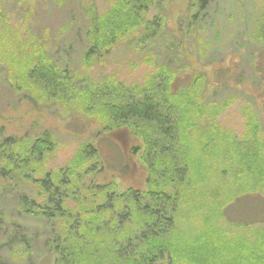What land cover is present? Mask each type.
Instances as JSON below:
<instances>
[{
	"label": "rangeland",
	"instance_id": "374dc122",
	"mask_svg": "<svg viewBox=\"0 0 264 264\" xmlns=\"http://www.w3.org/2000/svg\"><path fill=\"white\" fill-rule=\"evenodd\" d=\"M119 1L0 0V137L32 139L50 133L55 149L47 159V169L38 168L42 169L37 170L39 175L44 170L66 175L72 166L73 172L82 170L85 164L79 160L80 152L92 144L110 163L94 175L96 183L114 182L119 195L128 190L145 192L151 179L143 161L145 139L123 129L111 135L100 133L97 121L105 118L97 108L75 117L71 110L63 112L51 102L43 103L39 93L29 92L30 85L24 83L28 71L23 64L24 57L28 58L25 47L31 43L44 46L75 77L77 88L106 79L126 87H149L165 65L180 80L206 74L209 85L203 100L225 107L219 129L208 125L211 119L191 97L183 101L187 110L179 111L184 117L178 119V141L186 145L181 159L190 171L173 242L184 252L171 264H195L197 259L201 264H254L250 253L243 252V256L234 243L264 244V230L243 222L252 219L264 228V49L250 39L254 28L264 23V0H211L201 13L196 5L199 0H158L147 14L148 20L159 18L166 27H161L158 39L143 44L145 30L140 27L117 45L102 47L100 58L86 60L94 20L117 8ZM196 11L200 15L194 20ZM120 19L116 17V23ZM103 27L106 33L112 31L111 26L109 30ZM3 31L10 33L9 39ZM202 81L199 94L204 90ZM255 121L263 143L255 148L258 160L246 164L248 155L235 156L233 151L238 150L232 144L245 141ZM152 131L147 127L139 133L151 139ZM123 161L130 165L127 175L116 170ZM17 191H22L17 184L0 179L1 213L11 221L16 218ZM238 197L247 198L237 204ZM210 234L215 239L207 238ZM195 239L200 242L195 244Z\"/></svg>",
	"mask_w": 264,
	"mask_h": 264
},
{
	"label": "trees",
	"instance_id": "16d2710c",
	"mask_svg": "<svg viewBox=\"0 0 264 264\" xmlns=\"http://www.w3.org/2000/svg\"><path fill=\"white\" fill-rule=\"evenodd\" d=\"M157 1L121 0L110 13L98 16L88 36L92 45L86 60L100 58L102 47L117 45L140 27L145 30L143 44L158 39L166 27L159 18L147 19L150 8ZM210 2L199 0L196 3L200 13ZM199 15L196 11L192 19ZM119 16L121 19L116 23L115 18ZM260 24L254 28L250 39L261 43L264 49V23ZM103 25L108 30L111 26L112 31L106 33ZM10 30L16 31L11 27ZM3 32L9 39L10 33ZM25 48L28 58L24 57L23 64L28 71L24 83L30 85L29 92L36 91L43 103L51 102L60 111L71 110L75 117L92 113L91 110L97 108L105 118L97 121L102 134L111 135L123 129L131 136L143 137L146 142L143 161L151 179L145 192L128 190L121 195L114 182L96 183L94 175L110 163L92 144L80 152L79 160L85 164L82 170L73 172L72 166L66 175L50 170L39 175L37 170L47 169V159L55 149L50 133L32 139L0 137V179L12 181L22 190L14 197L17 213L13 221L1 213L0 207V264H171L174 257L184 252L182 246L173 242L176 215L190 171V165L181 159L186 154V145L182 147L183 142L178 141L177 123L181 116L184 117L179 111L182 107L187 110L183 101L187 103L191 97L211 119L208 125L219 129L225 107L203 100L209 85L208 76L200 74L203 76L180 80V75H172V68L165 65L149 87H126L106 79L98 83L88 81L84 87L77 88L75 77L57 64L44 46L31 43ZM200 81L204 82V90L199 94V88L203 87ZM76 112L79 115L74 114ZM147 127L153 129L149 132L154 133L151 139L139 133ZM248 132L245 141L232 146L238 150L233 151L235 156L240 158L245 153L244 157L248 155L249 158L245 163L251 164L259 158L255 148L261 147L263 139L256 121L251 122ZM120 163L116 170L127 175L130 165L124 161ZM21 183L24 186H19ZM246 198L238 197L235 202L241 203ZM243 222L264 230L252 219ZM209 237L215 239L214 235ZM194 242L200 241L195 239ZM245 243L239 240L234 244L242 255L250 253L251 263L264 264V244L250 247ZM196 261L195 264H201L198 259Z\"/></svg>",
	"mask_w": 264,
	"mask_h": 264
}]
</instances>
